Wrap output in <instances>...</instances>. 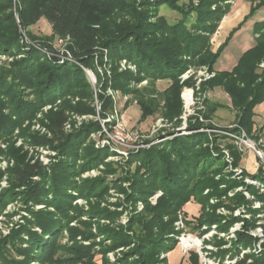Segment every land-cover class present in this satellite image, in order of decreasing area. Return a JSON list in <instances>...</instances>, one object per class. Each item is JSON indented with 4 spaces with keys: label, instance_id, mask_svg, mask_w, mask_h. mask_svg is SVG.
Masks as SVG:
<instances>
[{
    "label": "trees",
    "instance_id": "1",
    "mask_svg": "<svg viewBox=\"0 0 264 264\" xmlns=\"http://www.w3.org/2000/svg\"><path fill=\"white\" fill-rule=\"evenodd\" d=\"M183 1L0 0V53L24 54L0 66V139H6L17 127H23V123L33 119L43 106L62 99L60 108L46 113L52 138L38 134L33 137L37 143H56L54 147L61 155L58 162L50 167L38 160L32 163L18 155L19 148H10L16 163L8 168L10 187L0 193V215L9 202L20 196L31 216L9 235H0V264H30L35 258L51 264H78L79 261L81 264H171L166 254L179 243L183 228H177L176 223L180 219L194 229L216 224L226 232L233 220L244 218L235 217L222 223L223 217L217 213V209L223 205L221 197L240 185L247 188L254 199L250 200L244 191H238L232 198L237 204L246 205V211L253 218L244 223L243 230L238 231L233 247L219 249L215 254L222 255L221 260H224L228 252L233 253L230 257H236L234 264H264V252L261 257L253 252H244L240 257L244 249L251 248L260 240L264 251V222L259 223L261 216H257L264 213V191L261 189V185H264V168L260 167L257 173L244 170L241 178H227L223 169L229 165V160L225 149L217 143L219 136L233 140L228 148L232 165H237L244 151L235 142L234 135L245 132L248 136L259 138L257 128L260 125L255 124L254 108L264 99V68H259L264 60V21L256 27L257 45L243 55L236 68L232 72L217 71L214 64L225 43L215 51L211 39L218 30L219 21L230 11V0H199L198 4L192 3L188 9L181 4ZM250 2V11L233 29L236 30L264 6V0ZM163 5L181 12L182 18L176 22L169 21L165 15L159 14ZM192 12L196 13L193 20ZM16 15H19V23ZM41 18L47 19L52 28V33L43 38L29 29ZM189 21L192 22L190 25ZM21 29L27 30L31 38L39 39L38 46L30 45L27 48L22 43ZM56 38L68 43L66 52L72 59L64 62L57 60L59 48L49 43ZM105 50L112 62L125 58L138 67L137 71H121L118 64L112 66L115 81L112 87L115 90L134 91L131 84L145 78H150L153 83L159 78L173 80L171 87L163 93L169 96V117L181 112L179 93L183 84L193 83L189 78L180 84L179 77L192 62L207 64L215 75L202 81L200 89L222 86L230 96L232 110L236 111V122L232 126L219 127L225 132L214 134V137L207 131L193 132L166 139L162 144L143 148L132 155L129 161L137 160L135 169H128L126 175L113 183L119 191L126 193L127 202L134 204L129 223L114 226L102 224L94 232L91 229L92 219L106 218L114 222L122 211L100 205L111 187L105 176L87 178L81 182L76 176L105 163L104 158L110 150L87 143L90 132L100 128L97 121L70 132L64 128L69 120L66 107H73L67 100L69 95L82 93L93 101L94 93L84 69H95L96 63L105 64ZM97 72L103 90L99 93L101 114L105 117L113 103L112 97L105 93L110 79L102 78ZM139 97L143 115L153 114L154 109L146 105L142 95ZM152 101L155 99L152 98ZM74 107H78L77 112L80 113H95L93 106L85 101L77 102ZM213 111L215 106L211 107ZM199 125L193 123L190 129L203 126ZM77 161L83 162L78 165ZM107 166L109 170H114L111 163H107ZM2 174L0 171V179ZM228 174L233 175L232 172ZM219 175L222 177L218 178ZM246 176L261 185L250 184L244 179ZM123 179L130 182V189L124 187ZM72 190H77L85 198L94 196L97 201L91 202L90 209L85 211L73 204L76 196ZM160 190L162 195L153 203L149 197ZM49 193L53 197L46 199ZM214 198L216 202L211 201ZM192 199L200 204V213L189 217L183 206ZM138 200L144 202V208L140 211L135 207ZM255 200L262 201V206L254 207ZM41 202L55 205V211L37 210L30 206L31 203L36 205ZM121 204L118 202L117 206ZM85 213L90 220L81 219ZM76 218L87 231L71 224ZM250 226L261 227L263 235L256 237L250 233ZM37 227L41 228V233L35 229ZM64 230H68L73 244L59 242V235ZM46 235L52 238L47 240ZM99 235L103 239L110 238L112 243L104 245L103 241H96ZM79 236L90 243L84 244L78 239ZM217 243L220 246L224 242L220 240ZM132 244L134 247L122 251L116 261L112 262L107 257L108 251ZM96 246H101V249L95 251ZM58 254L59 257H55ZM163 254L165 256L162 257ZM188 264H203L197 251H190Z\"/></svg>",
    "mask_w": 264,
    "mask_h": 264
},
{
    "label": "rangeland",
    "instance_id": "2",
    "mask_svg": "<svg viewBox=\"0 0 264 264\" xmlns=\"http://www.w3.org/2000/svg\"><path fill=\"white\" fill-rule=\"evenodd\" d=\"M192 3L196 5L199 3V0H184L181 2V4L186 5L185 7L187 9L188 7H191ZM223 5H225V3H223ZM250 6V0H230V11L226 12L223 18L219 21L218 30L211 39V46L215 51L221 44L225 43L214 64L215 70L232 72L238 65L243 55L257 45L256 35L258 34L255 32L259 22L264 21V6L260 7L256 14L250 17L242 25H239L236 30L233 29L244 19L246 14H248ZM213 7L215 8L216 5ZM13 10L16 12L15 7H13ZM159 14L165 15L171 22H176L182 18L181 12L172 9L167 5L160 7ZM191 16V20H193L196 18V13L192 12ZM16 20L17 23L20 22L19 15H16ZM191 23L192 22L189 21L188 24L190 25ZM29 29L41 38L52 33L51 25L45 18H41L38 22L31 25ZM21 33L22 43L27 45V48H29L30 45L38 46V42L40 41L39 39L31 38L29 32L25 29H21ZM53 42L49 41V43H52L59 48L60 53L62 50L66 49L68 45L65 41H57V38ZM15 56L19 58L24 56V54L17 52V55H11L9 53L1 52L0 66L5 63H9L15 58ZM57 56V60L59 61L64 62L65 60H68L66 57H60V54ZM108 57V51L105 50V64L96 63L95 69L85 67L84 70L88 76L94 93L93 101L91 102L82 93H78L77 96L69 95L67 100L73 105V107H66L69 120L65 124L64 128L66 132H70L74 129L83 127L86 124L97 121L100 124V128L90 132L87 143H93L98 148L108 147L110 150V153L104 158L105 163L102 162L97 167H91L76 176V179L79 182L87 178L105 176L107 182L111 184V187L105 199L101 201L100 205L108 207L111 210L122 211V214L114 222H111L110 219L106 218H101L99 220L96 218L92 219L93 225L91 226V229L94 232H97L98 227L102 224H111L114 226L120 224L127 225L129 223L134 204L127 202L126 193L119 191L118 188L113 186V183L117 179H121L122 176L126 175L128 169H135L137 160L132 163L129 161L132 155L139 152L143 148H150L153 145L162 144L166 139L175 138L176 136L185 134H192L193 132L207 131L214 137V134L225 132L224 130L219 129V127L222 128L225 126H232L236 122V111L232 110L230 96L222 86L216 85L203 90L200 89L202 81L215 75L214 72H210L207 64L192 62L189 68L179 77L180 84H183L189 78H192L193 83L190 85L185 83L183 84L179 93L181 112L177 116L169 117L167 114V110L169 111V96H164L163 93L174 83L172 79L159 78L155 81V83H153L150 78H145L140 82H133L131 84V88L135 89L134 91L124 92L120 89L115 90L112 87L115 82L113 81L112 66L118 64L121 71L125 69L137 71L138 67L135 63H132L125 58H121L117 62H112ZM259 68H264V60L259 64ZM97 70L101 74L102 78L108 77L110 79L109 86L105 90V93L112 97L113 103L111 109L109 110V114L105 117L101 114L102 101L99 97V93L103 90ZM81 90L83 91V89ZM140 95H142V99H144L146 105L154 109L155 112L153 114L146 117L143 115V107L139 102ZM152 98H154L155 101H152ZM61 100L62 99H57L54 103H49L43 106L33 119L26 120L23 123V127H17L9 137L6 139H0V171L3 172L0 179V193L3 189L10 187L8 168L16 163L15 155L13 152H10V148L13 149L12 147L14 146L19 148L20 150L18 155L23 156L32 163L38 160L47 167H50L53 163L58 162L57 160L61 158L59 151L54 147L56 143H37L33 140L34 135L37 134L47 138H52L53 134L48 127L46 113L51 109L60 108L62 105ZM79 101L89 103L95 109V113L77 112L78 107L75 108L74 105H77V102ZM212 105L215 106V111L213 112H211V107H213ZM254 112L255 124L262 126L264 124V99L255 106ZM108 123H110V125H108ZM193 123L197 125L201 124L203 126L197 129H190V125ZM22 129H24L23 132ZM251 137L256 138L254 135ZM217 143H220L221 147L225 149L227 159L229 160V165L225 166L223 169L227 178L232 176L241 178L244 170L249 173H257L260 167L264 168V160L258 156L254 150L246 147L240 163L232 165V157L229 154L230 149L228 148V144L230 145L233 143V140L229 137L225 138L219 136ZM77 162L78 165H81L83 161ZM107 163L112 164V169H114L113 171L109 170ZM229 172H232L233 175H229ZM217 177L219 178L222 176L219 175ZM244 179L247 182L252 180L249 176L244 177ZM249 183L253 184L252 181ZM122 184L124 187L129 189L131 187L130 182L124 181V179ZM238 191H244L250 200L254 199L253 194L249 192L247 188L240 185L239 187L231 189L227 196L221 197L223 205L217 209V213L223 217L222 223L225 221L229 222L235 217L242 216L246 220H244V218H237L233 220V223L229 227V231L224 232L216 224L211 227L203 225L200 229H194L190 226H186L180 219L176 223L177 228H183V232L179 235V243L173 250L166 254L171 264H188L189 253L192 250L199 253L200 260L203 264H206L208 260H213L214 263L212 262V264H220L224 262L225 264H234L231 260H235L236 257H230L233 253L228 252L224 257V260H221L222 255H216L215 253H217L219 249H228L233 247L234 242H236L238 238V231L243 230L244 223L248 220L251 221L253 218L252 214L246 211V205L237 204L233 200L232 197H234ZM72 193L76 196L73 199V204L79 205L85 211L90 209L91 202L97 201V198L94 196H90L89 198L80 196L77 190H72ZM161 195L162 191L160 190L151 195L149 198L153 203H156L158 197ZM52 197V193H49L48 198L46 199H50ZM211 201L216 202L217 199L214 198ZM118 202L123 204L117 206ZM126 204L128 206H126ZM262 204V201L255 200L254 207L259 208V205L262 206ZM227 205H231V207L229 208ZM26 206L27 204L24 203L20 196L8 203L3 211V214L0 215V235H9L13 229L19 228L21 223L26 222V218L31 216ZM30 206L37 210L49 209L55 211L56 209L55 205H48L45 202H41L36 205H32L31 203ZM232 206L235 207L232 209ZM135 207H137L138 211L142 210L144 208L143 200H138ZM183 210L188 212L189 217L199 215L200 204L197 203L195 199H192L183 206ZM263 214L264 213L257 214V216H261L260 221L264 220ZM81 216V219L83 220L91 219L86 213ZM180 221L181 223L179 224ZM71 224L84 228L77 218L74 219ZM35 229L39 230L40 233L42 232L39 227ZM248 230L256 237L262 236L258 228H251L250 226ZM85 231L87 230L85 229ZM62 234H60L62 236L59 235L58 238L60 243L70 245L73 244V241L70 240L68 230H64ZM24 237L28 238L25 234ZM50 237L52 238L51 235H46L47 240H49ZM183 238H197L201 240V244L200 246L193 245L191 247H184L182 243ZM78 239L84 244L90 243L89 240L81 239V236H79ZM220 240L224 243L219 246L217 242ZM96 241H103L104 245L112 243L110 238L106 237L103 239L102 235L97 236ZM261 241L262 240L257 241V243H255L251 248L244 249L241 252L240 257L244 252H253L256 253L257 257H261L264 252L262 250ZM24 245L27 246V243ZM133 247L134 244L131 246H120L114 250L108 251L107 257H109L110 261L114 262L121 255L122 251L129 250ZM99 249H101V246H96L95 251H99ZM202 255H205L206 257L204 258ZM163 256H165V254H163L162 257ZM55 257H59V254ZM99 257L100 255H98L97 258ZM99 263H101V260H99ZM30 264L51 263H43L40 259L35 258L31 260ZM59 264L68 263L64 262ZM78 264H81V262L79 261Z\"/></svg>",
    "mask_w": 264,
    "mask_h": 264
},
{
    "label": "built area",
    "instance_id": "3",
    "mask_svg": "<svg viewBox=\"0 0 264 264\" xmlns=\"http://www.w3.org/2000/svg\"><path fill=\"white\" fill-rule=\"evenodd\" d=\"M66 51H67L66 49L62 50L61 53H59L60 57L63 56V57H66L68 59H72V57ZM257 130H258L257 133H258L259 138H253L251 136H248L245 132H243L241 135H234V137L236 138V142L239 145L241 150L244 151L245 147L250 148V149L254 150L257 153V155L260 156L264 160V124L262 126H259L257 128ZM251 181L253 182V184L261 185L258 181L254 180L253 178ZM251 181L249 180V182H251ZM261 186H262L261 187L262 190L264 191V185H261ZM259 207H261V205H259ZM260 222H264V220L260 221ZM180 223H181V221L179 222V224ZM258 230H259L260 234L263 235L262 228L258 227ZM202 256L204 258L206 257L205 255H202ZM231 261H233L235 263L236 259L231 260ZM212 262L214 263L213 260H210V261L208 260V262H206V264H212ZM220 264H225V262L220 263Z\"/></svg>",
    "mask_w": 264,
    "mask_h": 264
},
{
    "label": "bare ground",
    "instance_id": "4",
    "mask_svg": "<svg viewBox=\"0 0 264 264\" xmlns=\"http://www.w3.org/2000/svg\"><path fill=\"white\" fill-rule=\"evenodd\" d=\"M182 243L184 247H191L193 245L200 246L201 240L197 238H183Z\"/></svg>",
    "mask_w": 264,
    "mask_h": 264
},
{
    "label": "crops",
    "instance_id": "5",
    "mask_svg": "<svg viewBox=\"0 0 264 264\" xmlns=\"http://www.w3.org/2000/svg\"><path fill=\"white\" fill-rule=\"evenodd\" d=\"M232 25H233V23H232ZM232 25H231V26H232ZM226 28H227V27H226ZM228 28H229V26H228Z\"/></svg>",
    "mask_w": 264,
    "mask_h": 264
}]
</instances>
